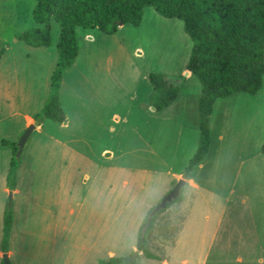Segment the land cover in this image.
<instances>
[{
    "label": "rangeland",
    "instance_id": "obj_1",
    "mask_svg": "<svg viewBox=\"0 0 264 264\" xmlns=\"http://www.w3.org/2000/svg\"><path fill=\"white\" fill-rule=\"evenodd\" d=\"M34 7L35 0H0V247L12 206L10 264L128 261L148 212L184 179L198 149L201 85L185 76L192 41L182 21L153 8L138 28L114 35L78 28L80 58L60 87L65 121L44 120L32 132L13 194L12 145L29 127L25 116L42 112L58 58L56 22L48 48L18 40L39 27ZM151 73L179 88L162 112L149 107ZM209 128L203 167L211 170L193 169L195 188L184 179L186 200L157 213L146 237L156 259L138 251L134 264H264V77L255 95L218 99Z\"/></svg>",
    "mask_w": 264,
    "mask_h": 264
},
{
    "label": "trees",
    "instance_id": "obj_2",
    "mask_svg": "<svg viewBox=\"0 0 264 264\" xmlns=\"http://www.w3.org/2000/svg\"><path fill=\"white\" fill-rule=\"evenodd\" d=\"M147 8L166 19L183 22L184 33L192 41L187 71L201 85L198 102V149L183 173L189 179L193 169L209 154L212 145L210 117L215 102L239 93L257 94L264 77V0H35L32 17L38 28L18 35V40L28 47L39 49L51 45L52 23L60 27L57 45L58 58L50 77V94L42 112L34 117L41 125L44 120L62 124L65 115L60 103V87L64 72L71 69L79 54L76 31L99 30L114 35L119 28L132 25L138 28ZM4 55L0 51V60ZM148 81L153 89L149 107L162 112L172 106L179 88L161 73H151ZM13 158L7 175V188L15 191L16 169L20 160L16 155L18 146L12 145ZM264 155V145L261 147ZM184 201L183 190L163 214L174 205ZM143 221L137 250L147 259H156L147 248L146 237L154 229L158 214ZM3 236L0 250L9 253V241L13 226L12 206H7L3 219ZM99 264H128L126 259L111 258Z\"/></svg>",
    "mask_w": 264,
    "mask_h": 264
},
{
    "label": "water",
    "instance_id": "obj_3",
    "mask_svg": "<svg viewBox=\"0 0 264 264\" xmlns=\"http://www.w3.org/2000/svg\"><path fill=\"white\" fill-rule=\"evenodd\" d=\"M188 73L185 74L186 77H187ZM35 128H36L35 125H30L28 127V129L21 135V138H20L19 143H18V152H17V155H16L17 158H19L20 155L22 154V151H23V149H24V147H25L30 135L35 130ZM109 156H110L109 154H106V157H109ZM185 185H186V181L184 179H180L179 182L177 183V185L174 187V189L172 191H170L162 199V201L159 203V205L157 207H155L150 212L149 220H151L161 210H165L169 204H172L175 200H177V198L180 196L181 191L185 187ZM10 196H11V199H10L9 203H11V201H12L13 194L10 193ZM138 254H139V252L136 251L134 253V255L127 261V263L128 264H134ZM2 258H3V264H10L8 253L3 254Z\"/></svg>",
    "mask_w": 264,
    "mask_h": 264
},
{
    "label": "crops",
    "instance_id": "obj_4",
    "mask_svg": "<svg viewBox=\"0 0 264 264\" xmlns=\"http://www.w3.org/2000/svg\"><path fill=\"white\" fill-rule=\"evenodd\" d=\"M77 34V33H76ZM79 58H80V52H79V55H78V58H77V60H76V63L78 62V60H79ZM74 67V66H73ZM72 69V68H71ZM67 72V71H66ZM188 73V72H187ZM192 74L191 73H188V75H187V77H190ZM25 122H26V124L28 125V126H30V124L32 123V122H34V119H33V117L31 116V115H26L25 116ZM39 127H41V125H38V126H36V130L37 129H39ZM35 130V131H36ZM218 149V148H217ZM216 152H217V150H216ZM205 160H203L199 165H198V168H199V170L200 169H210L211 170V165L209 164H207L206 166H204L203 167V162H204ZM209 171V170H208ZM208 173V172H207ZM188 182L190 183V185H188V188L189 187H197V182L195 181V179L191 176L189 179H188ZM186 183H187V181H186ZM13 194H14V192H13ZM187 198V197H186ZM184 199H185V197H184ZM186 200V199H185ZM184 202V201H183ZM181 205V204H180ZM181 229V228H180ZM176 241V240H175ZM165 243L168 245V243L169 242H167V241H165ZM169 246V245H168ZM168 246H166L165 247V249L167 250V247ZM9 255V254H8ZM110 256L112 257L113 256V254H110ZM9 258H10V256H9ZM163 264H166V263H164V262H162Z\"/></svg>",
    "mask_w": 264,
    "mask_h": 264
}]
</instances>
